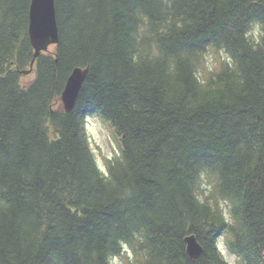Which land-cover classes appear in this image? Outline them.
Returning <instances> with one entry per match:
<instances>
[{
	"label": "trees",
	"instance_id": "obj_1",
	"mask_svg": "<svg viewBox=\"0 0 264 264\" xmlns=\"http://www.w3.org/2000/svg\"><path fill=\"white\" fill-rule=\"evenodd\" d=\"M29 4L0 0V264H109L124 247L126 264H225V232L264 264V45L244 38L264 0H55L58 42L31 67ZM209 50L235 67L205 75ZM76 66L88 71L66 112ZM91 115L121 142L104 170ZM201 171L235 226L195 202Z\"/></svg>",
	"mask_w": 264,
	"mask_h": 264
},
{
	"label": "water",
	"instance_id": "obj_2",
	"mask_svg": "<svg viewBox=\"0 0 264 264\" xmlns=\"http://www.w3.org/2000/svg\"><path fill=\"white\" fill-rule=\"evenodd\" d=\"M55 0H30L29 4V24L28 36L34 49V58L52 44L58 42V29L55 17ZM87 67H74L66 78L63 90L60 94V101L64 111H71L74 107L79 89L87 74ZM29 72V71H27ZM186 243V253L190 258H195L201 253V246L196 241L194 235L184 238Z\"/></svg>",
	"mask_w": 264,
	"mask_h": 264
},
{
	"label": "clouds",
	"instance_id": "obj_3",
	"mask_svg": "<svg viewBox=\"0 0 264 264\" xmlns=\"http://www.w3.org/2000/svg\"><path fill=\"white\" fill-rule=\"evenodd\" d=\"M244 38L250 43L255 50L257 47L264 45V24L257 21L244 32ZM221 62L226 63L233 68L235 67L230 55L227 52L221 51L219 57L208 64V70L219 71ZM201 183L199 187L193 191L195 202L199 206H206L212 214L209 219H212L218 214L219 220H222L226 225L235 226L236 218L233 214V204L228 197L217 196L211 198L212 193L216 191L214 183L208 182L206 172H200ZM142 238V237H141ZM233 239L231 232H225L217 237L215 247L225 264H245L244 258L237 253L231 252L228 247V242ZM109 264H120L117 257L113 256Z\"/></svg>",
	"mask_w": 264,
	"mask_h": 264
},
{
	"label": "rangeland",
	"instance_id": "obj_4",
	"mask_svg": "<svg viewBox=\"0 0 264 264\" xmlns=\"http://www.w3.org/2000/svg\"><path fill=\"white\" fill-rule=\"evenodd\" d=\"M219 51L209 50L204 57V66L202 73H207L208 64L215 61L220 54ZM86 131L90 141L93 154L99 167L105 169V159L114 158L120 153L121 142L119 137L113 131V128L97 115L88 116L86 119ZM120 146V147H119ZM209 182V181H208ZM123 255L115 256L119 259L120 264H126L131 257L130 251L124 247ZM112 259V258H111Z\"/></svg>",
	"mask_w": 264,
	"mask_h": 264
}]
</instances>
